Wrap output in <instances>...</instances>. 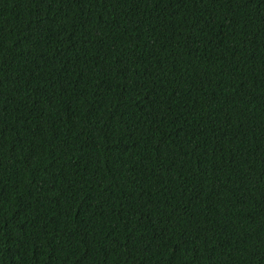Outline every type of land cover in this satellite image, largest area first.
<instances>
[{"label":"trees","instance_id":"1","mask_svg":"<svg viewBox=\"0 0 264 264\" xmlns=\"http://www.w3.org/2000/svg\"><path fill=\"white\" fill-rule=\"evenodd\" d=\"M0 264H264V0H0Z\"/></svg>","mask_w":264,"mask_h":264}]
</instances>
